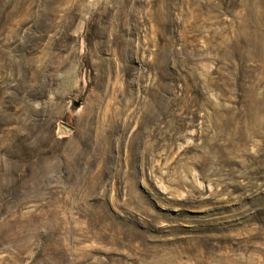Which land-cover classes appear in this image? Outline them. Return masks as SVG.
Wrapping results in <instances>:
<instances>
[{"label":"rangeland","instance_id":"rangeland-1","mask_svg":"<svg viewBox=\"0 0 264 264\" xmlns=\"http://www.w3.org/2000/svg\"><path fill=\"white\" fill-rule=\"evenodd\" d=\"M0 264H264V0H0Z\"/></svg>","mask_w":264,"mask_h":264},{"label":"water","instance_id":"water-1","mask_svg":"<svg viewBox=\"0 0 264 264\" xmlns=\"http://www.w3.org/2000/svg\"><path fill=\"white\" fill-rule=\"evenodd\" d=\"M59 127L61 129L62 132L70 134L74 131V128L64 122H60L59 123Z\"/></svg>","mask_w":264,"mask_h":264}]
</instances>
